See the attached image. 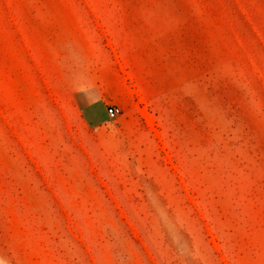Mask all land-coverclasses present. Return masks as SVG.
<instances>
[{
	"label": "rangeland",
	"instance_id": "374dc122",
	"mask_svg": "<svg viewBox=\"0 0 264 264\" xmlns=\"http://www.w3.org/2000/svg\"><path fill=\"white\" fill-rule=\"evenodd\" d=\"M0 264H264V0H0Z\"/></svg>",
	"mask_w": 264,
	"mask_h": 264
},
{
	"label": "built area",
	"instance_id": "2783aa9c",
	"mask_svg": "<svg viewBox=\"0 0 264 264\" xmlns=\"http://www.w3.org/2000/svg\"><path fill=\"white\" fill-rule=\"evenodd\" d=\"M119 112L120 108L116 105H109L107 108V114L111 119L116 118L119 115Z\"/></svg>",
	"mask_w": 264,
	"mask_h": 264
}]
</instances>
